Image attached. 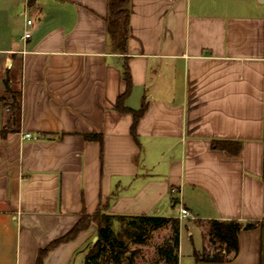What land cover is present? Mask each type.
<instances>
[{"label": "crops", "instance_id": "0c3cea01", "mask_svg": "<svg viewBox=\"0 0 264 264\" xmlns=\"http://www.w3.org/2000/svg\"><path fill=\"white\" fill-rule=\"evenodd\" d=\"M12 1L24 18L0 58L21 118L3 136L0 111V264H37L99 207L179 218L182 205L179 264H264V0H130L125 55L110 43L108 0ZM212 220L260 225L228 261H185L183 233ZM97 234L92 223L43 264H84Z\"/></svg>", "mask_w": 264, "mask_h": 264}, {"label": "trees", "instance_id": "16d2710c", "mask_svg": "<svg viewBox=\"0 0 264 264\" xmlns=\"http://www.w3.org/2000/svg\"><path fill=\"white\" fill-rule=\"evenodd\" d=\"M130 0H108V15L106 18L108 35L111 46L114 50L125 55L128 50V41L130 34ZM123 74L126 80V92L119 98L118 109L121 112L130 111L123 107V99L128 95L131 88V78L128 65L124 63ZM7 91L10 92L8 83ZM21 92H18L16 100H12L9 105V124L14 128L1 131L2 135L16 131L19 129L21 118ZM145 106L138 111H132L134 121L132 125V133L136 137V127L140 117L145 112ZM84 137L88 140H97L101 142V135L86 134ZM221 144L215 142L213 146L219 148ZM239 151V148H237ZM106 207H99L93 215L83 214L77 224L64 236L52 241L46 248L39 250L37 264H43L44 257L53 248L62 243L75 239L78 234L87 229L92 223L98 226V240L93 248L85 257L84 264H102V260L111 262L112 264H122L125 257H129L125 242L119 238L114 229L116 223L125 231L133 230L139 239L146 234L151 225H162L166 223L172 224V236L161 246L158 247V255L164 261V264H179V234L181 222L178 218H162L153 216H115L108 214ZM209 237L212 241H217L221 247L218 251L210 252L204 248L202 252L194 253L196 260L209 262L228 261L231 255L238 252V235L242 230H250L258 227L259 222H238V221H219L212 220L209 222Z\"/></svg>", "mask_w": 264, "mask_h": 264}, {"label": "rangeland", "instance_id": "374dc122", "mask_svg": "<svg viewBox=\"0 0 264 264\" xmlns=\"http://www.w3.org/2000/svg\"><path fill=\"white\" fill-rule=\"evenodd\" d=\"M6 5L4 11H0V47H8L17 39L19 33L18 27L22 22L24 15L18 13V8L13 6L12 0H5ZM22 1V0H20ZM17 29V30H16ZM4 59L0 58V111L9 118V105L12 100H16L18 92L16 86H13L7 91V82L10 78L8 71L4 69ZM9 129L14 128L11 124L7 125ZM207 225V224H205ZM210 224L205 230L203 227H191L190 235L187 232L183 233L182 242L180 246V253L186 261L196 251H203V246L207 242V247L210 252H215L220 249L221 245L217 241H212L209 235ZM120 239H122L128 250L129 257H125L122 264H164V261L158 255V247L163 245L172 236V224L166 223L162 225H151L148 227L146 234L139 239L133 230L125 231L118 223L114 225ZM206 237V241H205ZM102 264H112L105 259Z\"/></svg>", "mask_w": 264, "mask_h": 264}, {"label": "built area", "instance_id": "2783aa9c", "mask_svg": "<svg viewBox=\"0 0 264 264\" xmlns=\"http://www.w3.org/2000/svg\"><path fill=\"white\" fill-rule=\"evenodd\" d=\"M33 23L34 22H33L32 19H27L26 20V26H25V29H24V33L22 35V39L23 40H27V39L31 38L32 33H33V31H32ZM24 138L33 139V138H36V137H34L32 134L27 133V134L24 135ZM189 216H190L189 211L182 205L180 207V213H179V218L178 219L180 221H182V220L188 218Z\"/></svg>", "mask_w": 264, "mask_h": 264}, {"label": "water", "instance_id": "95a60500", "mask_svg": "<svg viewBox=\"0 0 264 264\" xmlns=\"http://www.w3.org/2000/svg\"><path fill=\"white\" fill-rule=\"evenodd\" d=\"M97 240H98V236L95 238V243L97 242Z\"/></svg>", "mask_w": 264, "mask_h": 264}]
</instances>
